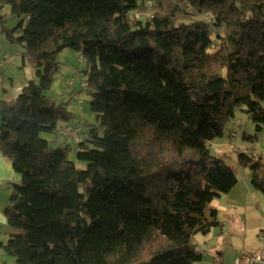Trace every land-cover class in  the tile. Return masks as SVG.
<instances>
[{"label": "trees", "instance_id": "obj_1", "mask_svg": "<svg viewBox=\"0 0 264 264\" xmlns=\"http://www.w3.org/2000/svg\"><path fill=\"white\" fill-rule=\"evenodd\" d=\"M3 5L16 23L0 13V31L38 82L0 99V152L19 176L3 183L11 231L0 249L14 264H197L194 235L219 225L208 204L237 182L208 144L237 108L254 124L248 139L264 129V0ZM63 48L86 59L94 120L77 140L57 137L72 115L45 94ZM260 157L236 152L264 194Z\"/></svg>", "mask_w": 264, "mask_h": 264}, {"label": "crops", "instance_id": "obj_2", "mask_svg": "<svg viewBox=\"0 0 264 264\" xmlns=\"http://www.w3.org/2000/svg\"><path fill=\"white\" fill-rule=\"evenodd\" d=\"M4 54L7 58L2 68L0 99L9 100L20 92L27 81L34 79L32 73H35V69L29 70L19 53L14 55L4 49L0 52V57ZM18 61L19 64H16ZM14 65H20L21 70L26 71L28 76L27 79L24 76L19 85H14ZM235 123L237 127L240 121ZM212 145L215 154L226 155L230 149V145L227 146L224 142ZM245 177H238L228 192L220 194L208 204V207L216 210L219 225L211 227L206 233H196L193 237L197 248L202 252L200 261L205 257L203 264H233V259L239 252L253 251L264 242V194L252 187L250 175L246 177L248 180ZM18 180L19 176L0 152V189H3L4 182ZM2 209L3 205H0L1 226L6 223Z\"/></svg>", "mask_w": 264, "mask_h": 264}, {"label": "rangeland", "instance_id": "obj_3", "mask_svg": "<svg viewBox=\"0 0 264 264\" xmlns=\"http://www.w3.org/2000/svg\"><path fill=\"white\" fill-rule=\"evenodd\" d=\"M147 11L150 12L151 10ZM0 13H5L7 15L6 21L8 27L14 26V24L16 23V18L12 15H9L8 5L1 6ZM204 18L208 21L210 20L208 18V13L204 16ZM4 49L14 55H17L18 53L20 54L21 50L18 44L12 45L11 43H9L6 40L4 34L0 31V52ZM56 57L59 63V68L54 74V79L50 88L45 90V94H49L58 98H60L61 95L63 99L68 102L65 105L67 107V110L70 112V115H72V118L70 120L71 123L68 124H74V128L78 127L79 130L81 129L82 131H86L88 129L86 128V123L94 120V115L90 112L88 107L89 94L86 91V88L82 85L81 81L84 77L83 71L86 69V59L83 58L78 51L72 48H63L58 52ZM25 63L26 67L32 71L34 68L32 64L28 62ZM16 64H19V61L16 62ZM21 68L22 67L20 65L12 66V70L14 71V85H19V82L23 79L24 76L25 79H27L28 77L26 71L23 72ZM32 76H34V80L38 82V77L35 76V73H32ZM71 79H73V82L69 84ZM70 94L71 96L69 97ZM238 121H240L241 125H237V127H235V122ZM78 132L77 135L75 134L76 140L78 139L77 137L80 134V132ZM253 133L254 124L250 121L248 115L244 111L237 108L235 110L234 118H232L225 126L223 135L219 138L217 137L213 139L208 144L212 152H214L212 143L224 142L227 146L230 145L228 154L216 155L223 157L225 161L235 170L237 179L242 175H245L246 177L249 176L250 170L246 166H240L237 164L236 152L245 151L248 152L251 156H261L260 158L264 161V129L262 130V132H258L255 138L248 139L247 135H252ZM58 134L59 135H57V137L60 138L62 137L63 133L62 131H58ZM243 134L246 135L244 136ZM41 136L44 138H51L52 135L49 133H41ZM80 137H82V133ZM75 150V147L69 150L68 158L70 160H75ZM246 177L244 179L248 180ZM0 192V205H3L4 208V205H6L9 201L11 190L8 185H6L3 187V189H0ZM0 230V241L3 242L7 239L11 228L7 225V223H4V225H0ZM204 260L205 257H203L202 262L200 261L197 264H203ZM0 264H14V257L6 254L3 250L0 249Z\"/></svg>", "mask_w": 264, "mask_h": 264}, {"label": "built area", "instance_id": "obj_4", "mask_svg": "<svg viewBox=\"0 0 264 264\" xmlns=\"http://www.w3.org/2000/svg\"><path fill=\"white\" fill-rule=\"evenodd\" d=\"M147 4L150 5L149 1H146ZM212 15L208 14V18L210 19ZM7 56L4 54L2 57H0V82L2 80V67L5 64ZM73 82V79L68 80V83L71 84ZM77 128H72L70 126H67L63 128L61 131L63 134L68 135H75L77 134ZM233 264H264V242L261 243V245L256 248L253 251H242L239 252L233 259Z\"/></svg>", "mask_w": 264, "mask_h": 264}]
</instances>
